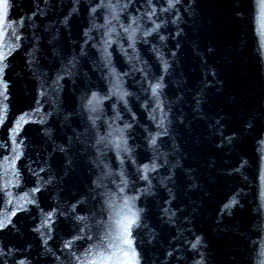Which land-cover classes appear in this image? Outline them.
I'll return each mask as SVG.
<instances>
[{"label":"snow or ice","instance_id":"6c2138e0","mask_svg":"<svg viewBox=\"0 0 264 264\" xmlns=\"http://www.w3.org/2000/svg\"><path fill=\"white\" fill-rule=\"evenodd\" d=\"M260 3L262 6H264V0H260ZM104 5L101 3L100 5H98V7H103ZM170 7H174V4L170 3L169 5ZM0 7H2L5 11H7L8 9V0H2V4H0ZM109 7H112L111 5H109ZM93 12L96 11V9H92ZM166 11V9H165ZM155 14L154 13V9L152 10V12L149 13V15H153ZM115 18V17H114ZM6 18L5 17H0V36H3L4 33L2 31V27L4 25V22H5ZM133 23H135V20H133ZM157 28H159V25H155L154 28H153V31H155ZM124 31L126 33L129 32V29L128 28H125ZM150 33L149 32H145L144 35L147 36L149 35ZM129 39L132 40V44H130V46H133L134 45V39L132 37V35L130 34L129 35ZM110 43V41L106 40L105 41V44H108ZM0 59H4L6 60L7 57H2ZM4 67H0V73L4 72ZM162 88V84L157 82L153 87H152V91H153V94L154 95H158V90ZM98 98H97V94L96 93H92V98L88 100L87 104L85 105L86 108H89L90 111H95V107H94V101H97ZM2 119H0V123H2ZM156 143V140L155 139H152L151 140V144H155ZM145 168H147V165H145ZM153 170H155L153 168ZM144 179H147V177L145 176ZM34 192H38L40 191L39 188H35L33 189ZM121 191H123V189H121ZM26 202H31V203H34V201H26ZM125 207H129V212L127 214L124 215L123 219L117 221V224L121 230V233L123 234V236L125 237H130L131 236V230L132 228L137 224V221L139 220V213L137 211H133L131 209V207L127 204V202L125 203ZM225 207H228V205H226ZM21 210H23L21 208ZM15 214V213H13ZM51 215L52 214H49L48 216V219L50 220L51 219ZM77 219L79 220H83L84 218L83 217H77ZM11 224V221L10 220H7V221H0V230L2 229H5L7 227H9V225ZM79 237H74L73 239H78ZM199 239V238H197ZM123 243L126 244V245H131V241L130 239H124L123 240ZM72 246V241H67L66 244H65V247H68V248H71ZM193 247H196V245H193ZM9 252H11V249L8 250ZM8 253L4 252L3 249H0V256H4V255H7ZM122 255L124 257H129V252L127 251H124L122 253ZM138 253L135 252V250L133 249L132 253H131V258L130 259H126L122 262L120 261H117V264H138ZM108 259H111V257H109ZM17 264H26V261L21 259L17 262ZM93 264H95V262H93ZM261 264H264V261L261 262Z\"/></svg>","mask_w":264,"mask_h":264}]
</instances>
